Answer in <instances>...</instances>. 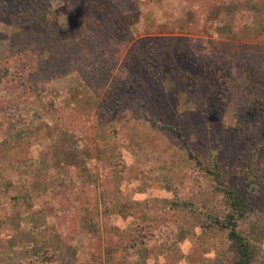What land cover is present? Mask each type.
<instances>
[{
    "label": "rangeland",
    "instance_id": "obj_1",
    "mask_svg": "<svg viewBox=\"0 0 264 264\" xmlns=\"http://www.w3.org/2000/svg\"><path fill=\"white\" fill-rule=\"evenodd\" d=\"M44 1L60 38L87 35L46 79L9 61L20 3L1 0L0 264H224L217 180L264 257V0H137L86 29L90 0Z\"/></svg>",
    "mask_w": 264,
    "mask_h": 264
},
{
    "label": "trees",
    "instance_id": "obj_2",
    "mask_svg": "<svg viewBox=\"0 0 264 264\" xmlns=\"http://www.w3.org/2000/svg\"><path fill=\"white\" fill-rule=\"evenodd\" d=\"M19 3L20 6L17 13L9 17L11 23L9 37L11 56L9 61L13 64L18 62L33 63V68H37L41 74H44L46 79L64 73V67L66 66L64 60L60 59V53L65 52L73 44L78 47V40L81 42L82 38L87 35V32L80 31L77 38L64 40L58 35L59 32L56 27L51 28V20L48 19L50 9L44 0H19ZM64 3L67 8H70L69 2L64 0ZM144 3L146 4V2ZM87 4H91L89 15H84L82 25L80 22L81 27L83 26L85 29L88 25V17L93 18V21L96 22L100 17L99 13L110 11L123 14L128 12L127 6L135 7V5H140L137 0H90ZM4 15H7V11L4 7V2L2 3L0 0V17ZM36 19L38 21H35ZM21 26H25V28L21 29ZM24 29L27 30L25 31ZM50 30L53 31L54 35H58L57 44L50 41ZM92 35L97 37L94 34ZM57 52H59V55L56 54ZM46 54L48 55L46 56ZM61 55L64 54L61 53ZM143 58L147 66L146 69L152 68L150 69L152 71L150 73L154 76L157 74L159 76V71L157 70L159 61L157 57L153 53L148 52ZM262 68L263 61H260V63L256 62L255 71L262 75L260 81L264 82ZM243 99V103L247 102L250 104V102H253V99L249 96ZM258 102L260 105L254 108L261 111L264 102L260 100ZM174 132L180 135L177 129H174ZM195 164L198 167V171L213 176L215 180L222 177L221 171L215 161L210 160L203 163L200 160H196ZM221 181L217 180V183L219 184L218 189L221 192L224 208L221 213L209 214V219L211 224L224 230L226 233L227 247L224 264H264V257L260 258V260L255 258L258 253L259 255L261 254L259 249L256 250V246L236 229L237 224L243 219L246 212V206L244 205L246 198L244 194L235 192L233 188L225 186ZM179 203H182V201Z\"/></svg>",
    "mask_w": 264,
    "mask_h": 264
}]
</instances>
